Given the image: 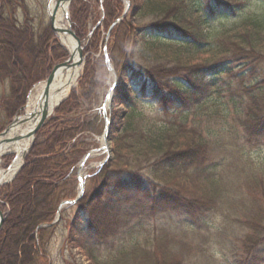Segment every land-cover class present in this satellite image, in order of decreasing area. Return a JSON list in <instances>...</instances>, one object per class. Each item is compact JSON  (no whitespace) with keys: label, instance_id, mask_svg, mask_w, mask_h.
I'll use <instances>...</instances> for the list:
<instances>
[{"label":"rangeland","instance_id":"obj_1","mask_svg":"<svg viewBox=\"0 0 264 264\" xmlns=\"http://www.w3.org/2000/svg\"><path fill=\"white\" fill-rule=\"evenodd\" d=\"M22 1L23 8L15 13L19 24L28 20L35 34L50 27L49 0ZM77 1L87 10L85 37L80 39L75 33L74 0L64 6L68 19L60 24L66 25L80 41L81 60L76 67L79 75L67 97L52 111L33 140L21 143V146L28 143L23 165L31 152L36 154L33 152L36 143L46 140L53 121L61 122L56 128L64 131L61 134L65 141L64 156L73 147L83 148V155L67 171L66 178L70 181L67 186V183L59 185L61 194L58 196L74 199L79 191L78 175H83L82 201L91 199L102 189L100 199L105 204L110 198L113 202L108 213L100 216L102 221L93 227L79 204L61 209L59 220L50 226L49 237L39 249L41 255L37 264H264V240L249 253L242 245L244 238L254 232L251 228L261 226L264 221V137L250 141L240 126L253 96L259 97L264 106V61L250 68L241 62H228L230 71L219 75L210 69L221 60L222 52L230 49L228 42H236L243 35L259 38L256 50L264 54V0H185L205 17L207 37L203 44H196V48L170 34L163 35L166 41H151V31L145 30L155 20L150 0H126L127 3L117 0L118 11L113 10V1ZM161 1L156 0L155 4L159 6ZM218 2L229 7L218 8ZM126 5L124 25L112 39L114 26L107 44L104 43ZM60 13L59 8L57 15ZM93 34L100 41L97 48L92 47ZM55 40L58 51L65 56L54 61L51 69L71 54L59 37L55 36ZM124 40L126 50L122 49ZM222 43L225 49L221 48ZM104 53L111 70L103 59ZM178 65L210 67L205 76L210 84L208 89L191 88L186 100L167 97L170 94L155 86L149 75V78L144 76L152 68ZM49 73L33 84L22 111L9 122L0 106V128L5 129L16 116L26 112L29 97L36 93ZM113 85L111 103L106 104ZM10 92V83L0 82V99ZM124 92L129 96L127 103L119 98V93ZM61 105L64 111L60 110L59 114L57 110ZM106 119L109 121L108 154L101 150ZM180 125L197 132L208 143L203 151L206 160L168 180L153 168L159 155L152 145L163 132V150H168L169 144L172 146L175 141L179 143L181 138L174 131ZM25 127L27 125L19 130ZM87 153L90 156L80 166V160ZM14 158L15 154L9 152L0 155V170H6ZM107 158L109 162L101 173V164ZM16 175L0 189L10 185ZM107 181H111L112 186L106 190L103 185ZM168 186L173 195L195 200L194 210H186L182 201H178L181 205L175 203L172 194L163 196V187ZM63 202L59 203L50 224ZM0 212L5 221L6 209L2 208L1 199ZM3 223L0 237L5 238ZM75 223L83 229L81 235L78 229L74 230ZM106 226L108 230H104ZM42 228L48 227L43 225ZM100 232L104 238H100ZM75 238L92 249L96 262L86 249L74 243ZM0 251H3L1 246Z\"/></svg>","mask_w":264,"mask_h":264},{"label":"trees","instance_id":"obj_2","mask_svg":"<svg viewBox=\"0 0 264 264\" xmlns=\"http://www.w3.org/2000/svg\"><path fill=\"white\" fill-rule=\"evenodd\" d=\"M108 1H113V10L118 11L119 2L106 0V2ZM150 1L151 15H154L155 20H152L145 30L151 31L152 42L166 41L162 38L165 34L176 35L184 39L185 45L190 47L196 48V44L205 42L207 37L204 31L205 17L202 13L199 15L185 0H162L159 6L155 4L156 0ZM22 4H24L22 0H0V82L8 81L11 85L10 94L0 99V106L6 115L7 122L18 111H22L27 93L33 84L43 80L49 73L53 62L65 56L61 51H58L59 47L50 27L47 26L41 33L35 34L28 20L22 24L17 22L15 13L18 9L23 8ZM216 6L229 7V4L223 5L218 2ZM73 9V12L75 11V33L77 37L82 39L85 37L87 10L85 5L77 0H74ZM78 13H80L79 16L76 15ZM108 17L109 15L106 13L105 19ZM122 25H124L123 20L120 25L118 24L112 29L110 38L114 39L117 36ZM97 38L95 39V34L91 37L93 48L98 47L100 41ZM116 39L118 40V38ZM259 42V38H252L249 35H243L236 42H228L230 49L224 50L221 60L209 68L219 75L222 72L230 71L227 66L228 62H241L250 68L253 64L256 65V62L264 61L263 52L256 50ZM123 48L126 50V40L123 42ZM221 48H226L224 43H222ZM209 68H190L181 65L170 68L160 67L152 68L151 72H147L144 76L148 78L150 76L155 86L170 94L166 95L167 97L177 96L179 99L184 98L186 100V97L191 95V88H200L202 91L208 89L210 84L205 81V76L210 70ZM119 98L126 103L130 101L125 92L119 93ZM62 107L61 105L57 113H62L60 112ZM59 125L61 122L53 121L46 140L42 143L37 142L34 146L33 152L36 151V154L31 152V156L27 157L25 164L11 184L0 189L2 208L6 209L5 221L2 226L6 237H0V246L3 250L0 251V264H37L41 255L39 249L45 244L50 232V227L41 229V226L52 222L59 203L65 200L58 196L61 194L59 185L62 183L68 185L70 180L66 178L67 171L81 158L83 148L73 147L68 152L69 154L64 156L62 145L65 141L61 135L64 131L56 128ZM240 126L250 141L264 137V106L260 103L259 97L253 96L251 98L248 113ZM3 129L1 127L0 132ZM174 132L175 135H179L181 141L171 143L172 146L169 144L168 150L167 148L166 150L162 149L164 147V141H162L164 132L152 145L157 150V156L159 155L153 168L155 167L154 170L166 176L168 180H170V176L183 171L185 168L201 165L206 160L203 151L208 148V143L193 130H187L180 125L176 127ZM194 138L198 140L196 141ZM196 147L198 149H195ZM161 180L164 179L161 178ZM111 186L112 182L107 181L103 188L107 190ZM163 188V196L172 194L170 186ZM101 191L102 189L86 201H82V197L77 203L80 205L82 213L87 214L92 222L91 225L89 224L91 227L98 221H102L103 217L100 216L108 213V207L113 202L110 198L105 204L100 199ZM171 196L177 204H179L178 201H182L183 207L189 212H192L194 205L197 204L194 202L195 200L190 198L186 200L176 194ZM200 205L202 204L200 203ZM263 222L261 226L252 227L251 230L254 232L244 238L242 245L246 253L254 250L264 240ZM77 225L75 223L74 230L78 229V234L81 235L83 229ZM104 230H108V226ZM101 233L103 232H100L99 235ZM104 237L105 235L102 237L100 235V238ZM261 237L263 238L261 239ZM74 243H77L78 247L86 249L90 258L96 260L92 249L82 240L80 242L75 238Z\"/></svg>","mask_w":264,"mask_h":264},{"label":"water","instance_id":"obj_3","mask_svg":"<svg viewBox=\"0 0 264 264\" xmlns=\"http://www.w3.org/2000/svg\"><path fill=\"white\" fill-rule=\"evenodd\" d=\"M72 1L73 0H58V1H56L51 10H50V7H48L47 15H48L49 23H50L49 25H50L51 32L57 37H59V35H60L62 37L71 38L75 44L74 51H73V53L70 54V56L63 63L55 65L51 69L46 80L43 82V90H42L40 97H39V102H40L39 111L38 112L32 111L29 114H26V112H25L21 116H16L13 119L12 123H10L2 132H0V155H2L1 151L4 148L5 149L6 148H13L16 146H20L22 142H25L29 139L33 140L35 133L41 128V126L44 124L45 120L52 113V112H49L47 109V100H48V95H49L53 81L56 79L59 72L65 73L68 69L73 70L80 63L81 50L82 49L80 46L79 39L75 36V34L71 30L63 29V28H60L59 26L56 25V14H57L58 9L60 8L62 10L63 8H65L64 7L65 5L70 4V2H72ZM122 1L127 3L126 0H122ZM49 2H51V0H49ZM127 9H128V5H126L124 13L121 16V18L116 20L112 24L111 28L109 29V31L106 35V38H108L109 32L112 29V27L115 26L118 22H120V20L124 17L125 13L127 12ZM66 19H68L67 16H66ZM75 55L77 57V61H73V58L75 57ZM25 109L26 110L28 109V103L26 104ZM28 123H32V127L29 130H25V131L22 130V132L15 134L13 136H10L13 133L15 128L24 127ZM27 151H28V147L26 149H24L22 152L21 165H20L19 169L23 165V161H24V158H25ZM9 153H11V152H9ZM88 156L89 155H86L85 158H87ZM14 160H15V158H14ZM19 169H18V171H19ZM8 170H9V167L6 170H4V173L8 172ZM82 193H83V183H81L80 191L74 200L65 201L60 205L56 219L54 220V222L52 224H55L59 220V217H60L59 213H60L61 209L65 208L66 206L75 204L77 202V200L81 197ZM3 221H4V218H3L2 213L0 212V227L3 223Z\"/></svg>","mask_w":264,"mask_h":264},{"label":"bare ground","instance_id":"obj_4","mask_svg":"<svg viewBox=\"0 0 264 264\" xmlns=\"http://www.w3.org/2000/svg\"><path fill=\"white\" fill-rule=\"evenodd\" d=\"M54 3L50 4V10L53 8ZM66 8L62 9V13L59 15H56V25L63 29H68L66 25H61L63 19L66 18ZM59 39L61 43L67 47L70 53H73L75 44L73 40L69 37H62L59 35ZM73 61H77V57L73 58ZM79 75V70L77 68H74L73 70L68 69L65 73L59 72L56 79L53 81L49 95L47 100V109L49 112H52L68 95L69 91L74 87L77 78ZM43 90V84L37 87L36 93L31 95L28 100V109L26 110V114H29L32 111H39L40 102L39 97ZM32 127V123H28L27 127H25V130H29ZM22 132V130H19V127L15 128L13 133L10 136H13L15 134H18ZM28 147V143H26L24 146H16L13 148H4L1 151V154H5L8 152H11L15 154V160L10 165L8 172L4 173V171L0 170V184H4L8 181H10L13 176L18 171L20 164H21V156L24 149ZM81 178L83 175L80 176Z\"/></svg>","mask_w":264,"mask_h":264}]
</instances>
